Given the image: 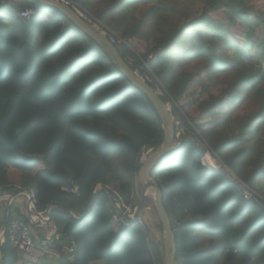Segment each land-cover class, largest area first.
Listing matches in <instances>:
<instances>
[{"label":"trees","instance_id":"1","mask_svg":"<svg viewBox=\"0 0 264 264\" xmlns=\"http://www.w3.org/2000/svg\"><path fill=\"white\" fill-rule=\"evenodd\" d=\"M73 1L117 36L133 71L155 54L150 69L183 128L181 145L151 173L178 264H264V39L256 36L264 12L248 0H206L188 19L164 0ZM26 6L37 12L28 23L19 17ZM185 97L213 120L195 123L180 103ZM164 137L148 97L57 8L37 0L0 5V192L27 191L36 212L50 210L61 235L57 264H164L163 245L149 236V223L163 233L153 201L144 200L143 224H113L123 216L117 205H137L139 170ZM209 149L229 173L202 165ZM239 181L263 200L247 201ZM13 213L27 220L12 208L0 219V237ZM18 259L8 242L0 243V264Z\"/></svg>","mask_w":264,"mask_h":264},{"label":"built area","instance_id":"2","mask_svg":"<svg viewBox=\"0 0 264 264\" xmlns=\"http://www.w3.org/2000/svg\"><path fill=\"white\" fill-rule=\"evenodd\" d=\"M14 0H0V5H5L6 3H12ZM59 4L68 6L76 15H78L82 20H84L89 25L99 29L103 32L110 40V42L115 45L117 43V36L100 20H98L93 14L87 11L83 6L79 5L73 0H51ZM36 10L33 7L26 6L19 12V17L25 22H29L31 18L36 15ZM154 54H150L147 60L141 59V62L136 65V70L134 71L142 80L148 84H152L153 88L164 97L167 95L164 87L161 85L160 81L156 78L154 73L151 71L149 62L153 60ZM148 71L150 75L143 74L141 71ZM181 132L176 134L177 147L181 145L179 139ZM204 146L205 143L203 144ZM150 150L146 153H148ZM209 157L214 161V165H210V161L207 159ZM202 165L210 170H220L225 168L227 169L220 160L214 157V154L211 153L210 149L207 151L206 156L202 159ZM232 175V174H231ZM243 189L244 198L247 201L252 199L254 200H263V197L251 189L249 186L241 183ZM65 191L68 193L76 192V189L65 188ZM28 198L29 209L27 214L24 216L27 220H24L21 217L16 216L15 213L12 214L11 220L8 222V227L3 231L0 237V243L5 244L8 242L13 249L16 250L18 254V263L19 264H41L43 261L54 258L55 260L60 259V254L55 248V242L60 240L61 235L58 234L55 230L53 221L50 217V210L38 213L35 211V203L33 200V195L25 193ZM15 196L10 194H2L0 192V203L5 201L6 215L10 217L11 209L15 204ZM118 209H121L123 212L122 217L116 216L114 218L113 224L116 227H130L132 223L143 224L144 221L136 217L137 207L131 205L126 208H122L120 205H117ZM147 210H150L149 208ZM37 224L41 228L47 229L48 233L38 242L35 240L33 235L32 226ZM65 253L71 255L70 260L74 257V248H68L64 250Z\"/></svg>","mask_w":264,"mask_h":264},{"label":"water","instance_id":"3","mask_svg":"<svg viewBox=\"0 0 264 264\" xmlns=\"http://www.w3.org/2000/svg\"><path fill=\"white\" fill-rule=\"evenodd\" d=\"M42 5H47L57 8L64 14L80 31L85 33L89 38L97 42L110 56L114 64L120 71L129 79V81L139 90H141L153 104L164 130V141L155 149H151L141 165L138 173L139 182L142 186V193L137 204L136 217L143 209L144 200L149 193L153 191L154 206L159 221L163 227V254L164 264H178L175 259L177 253V246L175 241L174 232L172 230L170 217L164 207L162 192L158 183L151 176L152 171L158 165V161L165 154H168L177 147L176 141V124L167 103L163 101L161 95L150 86L147 82L142 80L130 67L127 61L122 57L119 50L113 45L109 38L99 29L89 25L76 15L68 6L56 3L51 0H37ZM28 23V22H27ZM96 193L94 200L96 199ZM92 203L88 206L85 213L82 215L84 218L92 208ZM9 218V216H7ZM1 262V261H0Z\"/></svg>","mask_w":264,"mask_h":264},{"label":"rangeland","instance_id":"4","mask_svg":"<svg viewBox=\"0 0 264 264\" xmlns=\"http://www.w3.org/2000/svg\"><path fill=\"white\" fill-rule=\"evenodd\" d=\"M169 6L179 9V10H183L184 12H186V16L188 17V19L194 18L196 16H198L201 11L206 7L207 2L206 0H164ZM247 5L249 6H253L257 11H261L264 12V0H248L247 1ZM217 17L222 19L223 21H226L223 14L220 13H216ZM260 23L263 24L264 20L263 18L260 19ZM106 26V25H105ZM257 33L256 36L258 38H262L264 39V26L262 27H257ZM239 35L240 38H243L241 36V31L237 28L236 30ZM137 54V53H135ZM228 56L229 53L228 51L224 48V51H222V56ZM192 89V88H191ZM194 99H196V96L194 97ZM198 99V98H197ZM181 105L183 104L185 111L187 112V114L193 119L195 120V123H200L207 125L209 122H211L213 120L212 119H207V117H205V114H202L200 112L199 106L197 103H192V101L190 100V97H185L183 100H181ZM167 106L170 110H172V106L170 103H167ZM202 114V115H201ZM175 117V124L176 127L178 128V132H181L179 139L182 142V137H183V128H182V123L181 120L179 118V116L176 114ZM216 120H219L220 122L223 121V112H221V110H218L216 112ZM237 124H234L233 126L235 127ZM209 157H207L208 159ZM213 161V160H212ZM210 165H212L211 163H209ZM214 165V162H213ZM147 199L151 200L154 202L153 200V191H149V193L146 196ZM139 202V201H138ZM137 202V204H138ZM5 205V204H4ZM137 207V205L135 206ZM149 212L152 213L153 209L152 207L149 208ZM2 219V217L0 218ZM149 232H150V238L157 243L160 247H162L163 245V233L157 229L156 227H154L153 223H149Z\"/></svg>","mask_w":264,"mask_h":264},{"label":"crops","instance_id":"5","mask_svg":"<svg viewBox=\"0 0 264 264\" xmlns=\"http://www.w3.org/2000/svg\"><path fill=\"white\" fill-rule=\"evenodd\" d=\"M13 2L16 5H22V4L26 3L27 0H14ZM43 168H44V165H41L37 168L36 171L43 169ZM11 176H12V180L14 181V184L18 185L20 182V176L18 174H15L14 172L11 174ZM25 193L30 194L27 191H22V192H19L18 194L15 195L16 199H15V204L13 206L14 210L16 212H18L23 217L27 214L28 209H29V204H28L29 202H28V198L25 195ZM4 204H5V201H2L0 203V218L1 217L3 218L5 216L6 207ZM32 230H33V235L35 237V240L37 242L40 239H43L48 233L47 229L41 228L37 224H34L32 226ZM56 262H57V260H55L54 258H51L49 260L43 261L41 264H57Z\"/></svg>","mask_w":264,"mask_h":264},{"label":"clouds","instance_id":"6","mask_svg":"<svg viewBox=\"0 0 264 264\" xmlns=\"http://www.w3.org/2000/svg\"><path fill=\"white\" fill-rule=\"evenodd\" d=\"M155 55V54H154ZM179 147V146H178ZM206 156V155H205ZM204 156V157H205ZM85 218V217H84ZM84 218H82V216L81 217H79V219L82 221L83 220V222L85 221V219Z\"/></svg>","mask_w":264,"mask_h":264},{"label":"bare ground","instance_id":"7","mask_svg":"<svg viewBox=\"0 0 264 264\" xmlns=\"http://www.w3.org/2000/svg\"><path fill=\"white\" fill-rule=\"evenodd\" d=\"M211 161H212V159H211ZM212 162H214V161H212ZM213 165V164H212Z\"/></svg>","mask_w":264,"mask_h":264}]
</instances>
